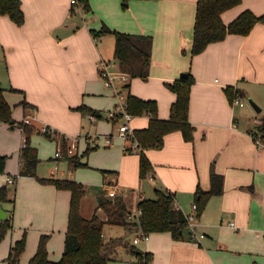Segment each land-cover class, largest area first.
Segmentation results:
<instances>
[{
	"label": "crops",
	"instance_id": "0c3cea01",
	"mask_svg": "<svg viewBox=\"0 0 264 264\" xmlns=\"http://www.w3.org/2000/svg\"><path fill=\"white\" fill-rule=\"evenodd\" d=\"M21 1L23 25L0 14V88L13 106L16 121L15 125L0 121V154L7 158L5 173L0 174V189L9 185L10 177L15 180L11 186L16 187L14 227L0 245V264H7L11 249L25 234L27 247L19 264L30 262L42 235L49 236L50 260L59 261L65 248L71 192L20 175L26 135L19 124L28 116L33 118L35 136L44 134L48 128L49 132L68 138L65 150L59 136L52 134L49 140L56 139L59 151L46 157L42 156L35 136L30 145L38 150L39 178L74 180L85 186L81 214L86 219L92 218L102 195L111 199L112 193H118L129 213H133L141 200L156 198V188L173 193L184 214H193L195 191L198 186L210 188L214 164L215 172L224 176V193L210 199L197 222L196 234L203 237L192 243L176 241L169 233H153L144 240L145 251L138 250L146 257L148 254L150 264H220L227 259H247L252 264L251 255H259L258 246L264 241V149L256 144L250 122L238 115L226 89L233 87L240 100L255 98L256 88L264 90V24H256L247 36L228 35L192 56L200 0H131L125 8L122 0H106L107 7L100 16H94L82 5L79 7V1L76 4L72 0ZM246 10L263 15L264 0H242L240 5L223 13L222 19L228 25ZM103 27L153 37L148 78H132L130 87L124 90L125 95L156 101L158 118L169 119L171 106L177 99L167 84L180 79L183 73L194 78L190 100L194 141L186 142L182 133L176 131L166 135L161 149L146 150L154 167V174L147 179L140 177V155L124 151V141L118 135L121 121L111 120V127L102 126L103 132L98 134L104 139L101 147L99 136L90 134L101 126L90 120L91 113L81 110L88 107L102 115L106 112L108 119L109 112L121 105L98 70L99 62L104 60L112 71L121 73L114 57L115 38L106 35L96 39L92 33ZM149 123L148 115L134 116L130 127L142 130ZM108 138L111 145L106 143ZM81 142L84 148L79 152ZM75 144L76 151L70 153ZM89 147L96 149L85 157L83 154ZM59 152L62 157H56ZM71 156L80 157L88 165L82 168L92 173L94 182L78 176L77 168L69 161ZM43 158L49 163L46 172L40 169ZM61 160L68 161L62 170ZM90 192L93 209L85 215ZM3 208L10 218L9 206ZM98 215L107 220L102 209H98ZM109 227L115 226L104 225L105 241L119 237L129 241L133 236L136 248L142 242L135 243L142 233L140 229L129 233L121 227L124 235L115 236L106 235L105 229ZM121 249L127 251L120 259L123 262L131 264L135 260L144 264L143 259L130 254L125 247L118 248L110 262L119 260Z\"/></svg>",
	"mask_w": 264,
	"mask_h": 264
},
{
	"label": "trees",
	"instance_id": "16d2710c",
	"mask_svg": "<svg viewBox=\"0 0 264 264\" xmlns=\"http://www.w3.org/2000/svg\"><path fill=\"white\" fill-rule=\"evenodd\" d=\"M89 10V0H78ZM131 0H122L123 7H127ZM242 0H200L197 4L196 20L194 25V38L192 44V56L203 53L210 44L217 43L226 39L228 35L247 36L256 24H264V14L256 15L250 10L242 12L237 19L229 23H224L223 13L240 5ZM0 14L8 16L17 25H23L25 14L21 0H0ZM94 38L99 39L106 35L115 38L114 57L118 61L121 73L128 76V81L122 84V90L130 87V80L135 77L147 79L149 76L150 65L152 62L153 37L150 35H133L129 33L103 27L100 31H93ZM194 84L192 74H188L187 79H177L168 83L169 89L177 96L176 101L171 106L170 118L163 120L158 118V104L154 100H144L134 95L126 94L127 111L133 117L148 115L150 123L148 128L135 130L134 135L140 145L138 151H133L129 147L125 152L138 153L140 155V177L147 179L154 174V167L146 156L148 149H161L164 146L166 135L179 131L186 142L194 141L195 127L190 122V100L191 91ZM226 94L231 102L240 99L234 92L233 87L226 89ZM28 108V104H23ZM13 106L6 100L4 90L0 88V121L9 125H15L16 121L12 116ZM82 111L91 113L97 119H102L103 115L96 110L88 107L81 108ZM110 119V118H109ZM120 116L110 120L119 121ZM24 129L27 146L22 151L21 176L34 177L44 185H53L59 190L71 192V202L69 211L68 229L65 239V248L62 258L59 261H52L48 254V235H42L36 254L28 264H109L113 255L120 247L128 249L130 254L138 256L143 263L149 259L144 253L139 251L132 243L125 238H111L104 240L103 228L105 224L120 226L129 233H134L135 229H140L144 234L169 233L176 241L198 242L195 232L189 227L187 215L178 207L175 195L165 189L156 188V198L143 199L139 202L138 208L141 210L139 217L134 220L128 219L129 211L127 204L122 196L115 198H98V208L95 210L91 219H86L81 214L82 201L86 196V188L82 183L74 180L44 179L37 175L40 159L38 150L30 145V137L35 128L23 122L19 124ZM256 131L262 134L264 139V118L260 125L256 126ZM45 136L52 138L58 135L64 149L68 138L61 136L57 132H49L47 128ZM53 134V135H52ZM256 139V133L252 132ZM131 146V144L129 145ZM96 147H89L83 155L95 150ZM5 156L0 154V174L6 170ZM70 162L75 168L88 167L80 161V157L71 156ZM224 176L214 170V164L210 170V188L204 190L198 186L195 191V204L197 205V221L203 215L210 199L214 196H221L224 193ZM10 190L8 186L0 189V203L7 200ZM98 209H102L107 220H102L98 215ZM11 218L3 220L0 224V242L6 233L12 229ZM26 249L25 235L18 240L10 251L6 260L7 264H19L20 259Z\"/></svg>",
	"mask_w": 264,
	"mask_h": 264
},
{
	"label": "rangeland",
	"instance_id": "374dc122",
	"mask_svg": "<svg viewBox=\"0 0 264 264\" xmlns=\"http://www.w3.org/2000/svg\"><path fill=\"white\" fill-rule=\"evenodd\" d=\"M89 4H90L91 13L94 16H98V15L100 16V15H102L103 14V11L107 7L106 0H89ZM81 5L82 4L79 1L78 6L80 7ZM112 69L114 70L113 67H112ZM119 84L122 85L121 82H118V85ZM108 90H110L111 91V94L113 95V92H114L113 90L114 89H108ZM122 92L125 94V90L124 89L122 90ZM254 95H255V98H251V99L248 98V97H245L244 100L237 99V100L242 101L245 104V107L240 108L239 106H236L235 109H238V112H239L238 115L243 116V118H245L246 121L250 122V124H251L250 129H251V131L252 132H255L256 133V136L258 135L257 136L258 138H261L262 137V134L256 131V126L257 125H260V123H261V122H259L257 120H260V119L264 118V90H262L260 88H256L254 90ZM114 98L116 99L117 96H115ZM250 100H253L258 105V107H260L262 109V112H257V110L251 104ZM118 103H119V101H118ZM116 104H117V99H116ZM16 114L17 115H20L18 112H16ZM97 121H96L97 122V125H100L101 127H99V128L95 127V129H93L90 132V134H92L94 136H99L98 142H100L101 147H103V141H104V139H103V137H101L98 134H100V133L103 132L102 126H103V128L104 127L106 128V126H110L111 127L112 126L111 125L112 121L109 118L107 119L106 112H104L103 118L102 119H97ZM119 126H120V124H118V128H119ZM115 128L117 129V125L115 126ZM34 136L35 135L33 133L31 135V137H30V140L31 141H32V139H33ZM94 136H92V137H94ZM35 138H36V142L39 144V146L41 148L42 156L43 157H46L47 155H51V154H54L55 155V153L57 151H59L58 150L59 148H57L58 146H57L56 139H55V141L49 140V138L45 137L44 134H42L40 136L36 135ZM261 141L264 142V139L261 138ZM83 148H84V146H83V143L81 142V144L79 146V149H78L79 152H82L83 151ZM76 149H77V146L75 144V149L74 150L76 151ZM87 156H85V157H87ZM45 159H47V158H43L42 161H41V164H40V169L43 172H46L47 169H48V166H49V163H47V161H45ZM67 162L64 161V160H61L60 161V167H61L60 170H62V166H67L68 165ZM75 170H78L77 171L78 172V176L82 177L85 180L93 181L94 182V178L91 176L92 173H90L89 171L83 169L82 167L81 168L79 167V168H77ZM39 174L41 175L40 172H39ZM37 175H38V171H37ZM38 177H39V175H38ZM73 177H74V179H76V177L74 176V174H73ZM8 187L9 188L10 187H13V190H10L9 191V193L7 195V200L0 203V208L3 211H5L4 208H3L4 205L9 206V208L11 210V216H10V218L12 219V222H13L14 221L13 210H14V205H15V202H16V190H15L16 187L15 186H11V185L10 186L8 185ZM90 193L88 195V200H87V203L85 205V212H84L85 215H87L88 213H90L91 212V209H93V201H91V199H92L91 196H92L93 192H90ZM146 195L148 196V194H146ZM147 199H149V198H147ZM99 217L101 218V216H99ZM13 227H12V229H13ZM12 229H10L6 233L5 237L0 242V245L11 234ZM123 230H124L123 228L118 227V226H115V227L106 228L105 229V233H106V235L120 236V235H124V231ZM127 236H129V234ZM25 237H26V243H27V235L26 234H25ZM134 238H133V236H131L128 242L129 243H133V241H134L133 239ZM262 238L264 239V237H262ZM135 243H137V242L135 241ZM136 246H137V249H139L141 251H145V249H146L144 240H142V242H140ZM258 247H260L259 248V255L257 257H254L253 255H251V257H250L251 260H252V264H264V241H262V243ZM25 251H26V249H25ZM126 254H127V251L125 249H121L119 251V254H118L119 255V257H118L119 260L112 261L109 264H129V263L123 262V260H120L123 257H125ZM135 259H137V258H135ZM131 264H141V263H138L135 260H133ZM220 264H249V263H248L247 259H242L241 261H239V260H228L227 259V260L221 262Z\"/></svg>",
	"mask_w": 264,
	"mask_h": 264
},
{
	"label": "built area",
	"instance_id": "2783aa9c",
	"mask_svg": "<svg viewBox=\"0 0 264 264\" xmlns=\"http://www.w3.org/2000/svg\"><path fill=\"white\" fill-rule=\"evenodd\" d=\"M73 4L78 3V0H72ZM98 70L100 72V77L102 78V80L104 81V84L107 88L110 89H114L115 94L119 97V100L121 101V105L117 107V109L115 111H111L108 114V118H114L116 116H120V126L118 128V135L120 136V138L124 141L123 144V148L124 151H126L129 147H131V149L133 151H138L140 148V145L134 135V130L131 129L130 127V121L133 118V116L128 113L127 111V104H126V95L122 92V87H120L118 85V82H121L122 84L126 83L128 81L127 75L123 74V73H117L111 70L110 65L105 62L104 60H101L98 64ZM232 106L235 108L236 106L239 107H244L245 104L240 101V100H235L234 103L232 104ZM89 118L91 121H97V118L94 115H89ZM23 123L26 125H31L33 123V118L31 116L26 117L23 120ZM22 130V132H24L23 128H20ZM47 129V128H46ZM256 144L260 147L264 149V142L261 141V138L256 137L255 139ZM106 143L108 145L112 144V140L111 138H108L106 140ZM131 144V146H129ZM27 146L26 143V139L24 140V147ZM73 149H75V146L73 145L72 148L70 149V153L73 152ZM56 157H62L60 152L56 154ZM55 169H57V167H55ZM7 182L9 185H13L15 183L14 178H8ZM112 189L113 187H109V189ZM118 195V193H112L110 196H113V198H115ZM194 209V213L193 214H189L187 215V219L189 222V227L192 231L195 232V238L198 239L200 237L203 236H198L196 234V225H197V205L194 204L193 206ZM141 214V210L138 208L135 212L133 213H129L128 219L130 220H134L139 217V215ZM231 226H234V223H231ZM146 234H144L143 232L141 233L140 236H138L136 238V242H138L139 240H146L147 239ZM145 264H150L149 262L145 263Z\"/></svg>",
	"mask_w": 264,
	"mask_h": 264
},
{
	"label": "water",
	"instance_id": "95a60500",
	"mask_svg": "<svg viewBox=\"0 0 264 264\" xmlns=\"http://www.w3.org/2000/svg\"><path fill=\"white\" fill-rule=\"evenodd\" d=\"M180 78L187 79L188 78V74L183 73V74H181ZM250 102L253 105V107L257 110V112H261V108L258 107V105L253 100H250ZM0 217H1L2 221L7 219V213L5 211H3L1 208H0Z\"/></svg>",
	"mask_w": 264,
	"mask_h": 264
}]
</instances>
